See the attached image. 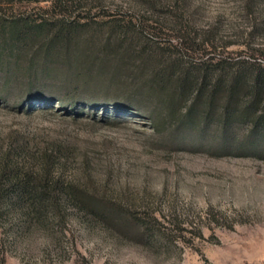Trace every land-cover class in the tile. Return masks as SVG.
Masks as SVG:
<instances>
[{
  "label": "rangeland",
  "instance_id": "obj_1",
  "mask_svg": "<svg viewBox=\"0 0 264 264\" xmlns=\"http://www.w3.org/2000/svg\"><path fill=\"white\" fill-rule=\"evenodd\" d=\"M148 2L0 0V21L91 24L67 50L47 52L44 36L16 47L0 27V153L12 143L56 148L62 160L53 172L93 199L89 213L64 202L35 225L4 219L0 264H264L262 136L248 134L243 118L222 124V94L204 122L202 100L188 119L189 96L135 93L125 75L137 62L98 42L115 17L184 61L225 60L230 71L242 59L263 64L264 0ZM91 33L97 42L85 44ZM147 71L139 83L150 81ZM66 87L79 93L75 110L56 100ZM118 95L136 99L137 110L114 106ZM86 98L96 104L85 106ZM130 214L160 229V239L145 242Z\"/></svg>",
  "mask_w": 264,
  "mask_h": 264
},
{
  "label": "trees",
  "instance_id": "obj_2",
  "mask_svg": "<svg viewBox=\"0 0 264 264\" xmlns=\"http://www.w3.org/2000/svg\"><path fill=\"white\" fill-rule=\"evenodd\" d=\"M144 1L151 5L148 0ZM94 24L101 26L99 23L94 22ZM104 24L108 29L105 37L98 40L101 46L104 49L113 47L121 51V61L137 62V65L132 66L125 75L135 93L145 88L151 94L159 96L163 94L162 96L169 99L189 96L191 102L184 111V116L188 119H192V115H195L193 114L194 103L202 100L200 102L203 108L197 116L204 122L210 117L217 96L222 94V105L219 110L222 124L228 125L233 118H243L248 122V134H259L264 140V63L242 59L236 63L237 68L230 71L225 60L184 61L176 57L174 51L158 46L155 37L142 35L141 26L135 29L130 21L115 19V17H111ZM90 25L89 22L67 20L63 17L53 21L48 19L31 21L20 18L0 21V27L6 26L7 38L16 47L44 36L41 45L45 52L54 48L67 50L76 44L79 33L90 30L88 29ZM49 31L52 33H48ZM94 36V33L84 36V43L97 42ZM102 56L100 59H104L106 54ZM159 62L166 65L158 67V64H161ZM146 69L150 81L139 83L140 81L136 79L143 75L142 71ZM117 70L119 67L112 72L114 78H117ZM86 78L88 82H93L92 76L88 75ZM65 79L69 82L67 78ZM78 94L75 87L72 89L66 87L56 100L66 111L75 110L80 101ZM104 95L108 98L109 92L106 91ZM243 98L245 101L242 102ZM81 101L85 106L96 104V101L91 98ZM112 101L114 106L125 105V108L137 110V100L134 98L118 95ZM61 157V153L56 148L32 152L27 151L22 144L13 143L0 153V226L8 217L13 220L22 218L21 223L25 225L38 224L44 214L48 211L57 212L61 203L64 202L70 203L79 210L93 212L91 203L93 199L84 197V190L64 181L56 170L53 172V163L58 162L60 166ZM129 217L140 227V236L145 238V242L157 241V232H160V229L154 230V225L141 221L133 214ZM178 230L182 231L183 228ZM194 236L202 238L199 230L194 233Z\"/></svg>",
  "mask_w": 264,
  "mask_h": 264
}]
</instances>
